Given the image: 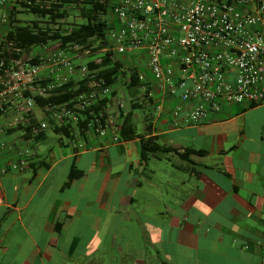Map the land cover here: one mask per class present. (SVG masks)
<instances>
[{
    "label": "crops",
    "instance_id": "crops-1",
    "mask_svg": "<svg viewBox=\"0 0 264 264\" xmlns=\"http://www.w3.org/2000/svg\"><path fill=\"white\" fill-rule=\"evenodd\" d=\"M121 81L104 137H0L14 147L0 169L29 156L24 172H0V264H264V104L222 103L202 125L176 124L181 92L146 77L154 100L133 113L140 137L115 141L129 105ZM142 138L170 151L144 161Z\"/></svg>",
    "mask_w": 264,
    "mask_h": 264
},
{
    "label": "built area",
    "instance_id": "built-area-1",
    "mask_svg": "<svg viewBox=\"0 0 264 264\" xmlns=\"http://www.w3.org/2000/svg\"><path fill=\"white\" fill-rule=\"evenodd\" d=\"M104 1L111 12L107 48L92 52L82 45L51 48L49 44L39 47L41 52L9 60V52L20 50H9L12 43L4 44L13 26L8 1L0 0V137L15 132L35 116L34 96L47 98L70 80L80 81L89 73L87 64L101 61L106 52L124 65L129 58L139 56L132 68L146 65L168 96L181 92V104L172 112L176 124L202 125L220 111L222 103L244 107L264 104V0ZM92 56L96 57L90 59ZM34 58L39 62L33 64ZM140 78L145 80L146 76L140 73ZM42 82L47 85H35ZM97 86L99 92L41 109L48 122L40 121V129L34 133L45 131L50 120L59 126L77 127L85 121L88 108L111 96L113 89L105 88L104 82ZM25 92L31 95L26 97ZM107 126L100 118L89 124L101 137L106 136ZM13 148L0 142V151ZM28 160L23 154L0 172L22 173Z\"/></svg>",
    "mask_w": 264,
    "mask_h": 264
},
{
    "label": "trees",
    "instance_id": "trees-1",
    "mask_svg": "<svg viewBox=\"0 0 264 264\" xmlns=\"http://www.w3.org/2000/svg\"><path fill=\"white\" fill-rule=\"evenodd\" d=\"M17 4L10 11L12 30L8 32L4 44L12 43V48L20 50L19 53H8L9 60L20 59L30 55L37 48L52 44L51 48H66L70 45H82L85 49L92 52L107 48L106 36L111 29L110 10L104 0H14ZM72 7L79 17V21L70 25L68 29L67 19L70 14L67 7ZM22 14L32 15L33 20L22 21L19 16ZM39 62L38 58L32 60L33 64ZM89 73L79 80H70L62 85L55 92L42 98L34 96L35 108L44 109L47 106H59L71 103L72 100L101 89L97 84L104 82L105 88L113 89L110 97L100 99L97 103L88 108L84 115L85 121H81L77 127L69 125H57L50 120V129L61 138L74 141L77 138H85L86 134L92 130L89 127L91 121L96 118L101 119L103 125H107L106 108L110 99L117 96L114 89L122 80L125 84L127 97L129 100L128 110L120 109L121 124L119 127V139L122 141H131L140 137L137 128L134 125L133 113L144 107L146 103H152V89L149 83L141 80V70L137 68L126 69L123 62L115 59L111 52H106L101 61L94 60L88 64ZM36 86L45 87L46 82L36 83ZM31 94L25 92L28 97ZM40 129L35 116L30 122L19 125L16 131L24 132L26 139L35 141L43 140L46 136L44 130L37 134L35 129ZM94 131V130H93ZM141 158L147 161L150 156H157L168 153L170 150L153 143L152 139L140 141ZM203 155L201 151L196 152ZM183 159H187V153L179 154ZM80 173H78L79 175ZM72 172L70 184L74 177Z\"/></svg>",
    "mask_w": 264,
    "mask_h": 264
},
{
    "label": "rangeland",
    "instance_id": "rangeland-1",
    "mask_svg": "<svg viewBox=\"0 0 264 264\" xmlns=\"http://www.w3.org/2000/svg\"><path fill=\"white\" fill-rule=\"evenodd\" d=\"M10 4H12L11 6H10V8L12 9L14 6H16V2L14 1V0H12L11 1V3ZM67 10L69 11V14H70V16H69V18L67 19V23H68V29H70V25L71 24H73V23H76V22H78L79 21V17H78V13L72 8V7H67ZM19 19L20 20H22V21H26V20H33L34 19V17L32 16V15H26V14H22V15H20L19 16ZM110 20V19H109ZM36 51H38V52H41V50H39V49H36ZM96 56H92V57H90V59H94ZM128 64H125V68L126 69H130V68H128V66H127ZM144 74H145V76L147 77V79L149 80H154L153 79V76H152V74H151V72H144ZM123 81H121V83H122ZM115 88H117V86L115 87ZM118 90H122L120 93L121 94H118L119 96H120V98L122 99V102H125V100H126V97H127V91H126V87H125V84L124 83H122L121 84V86H120V88H118ZM115 107V111L116 110H118V107L116 108V106H114ZM34 113H36V114H38V116L40 117V119H43L42 121H44V122H48V119H47V116H45V114H44V112L42 111V110H40V109H38V108H35L34 109ZM51 127H50V125L49 124H47V127H46V130L45 131H48V136L51 138V139H54V138H58V136L56 135V134H54L52 131H51V129H50ZM44 148L46 147V145L45 146H43Z\"/></svg>",
    "mask_w": 264,
    "mask_h": 264
}]
</instances>
